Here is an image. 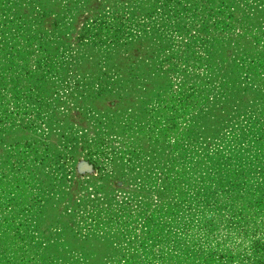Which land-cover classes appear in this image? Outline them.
<instances>
[{
    "label": "rangeland",
    "instance_id": "obj_1",
    "mask_svg": "<svg viewBox=\"0 0 264 264\" xmlns=\"http://www.w3.org/2000/svg\"><path fill=\"white\" fill-rule=\"evenodd\" d=\"M0 264H264V0H0Z\"/></svg>",
    "mask_w": 264,
    "mask_h": 264
}]
</instances>
